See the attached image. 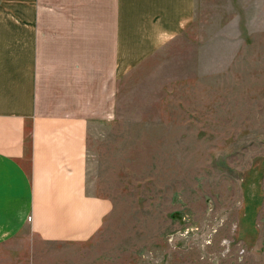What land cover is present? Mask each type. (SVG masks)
<instances>
[{"label":"rangeland","instance_id":"1","mask_svg":"<svg viewBox=\"0 0 264 264\" xmlns=\"http://www.w3.org/2000/svg\"><path fill=\"white\" fill-rule=\"evenodd\" d=\"M196 6L90 132L112 209L82 264H264V0Z\"/></svg>","mask_w":264,"mask_h":264},{"label":"crops","instance_id":"2","mask_svg":"<svg viewBox=\"0 0 264 264\" xmlns=\"http://www.w3.org/2000/svg\"><path fill=\"white\" fill-rule=\"evenodd\" d=\"M196 11V0H0V264H82L112 209L88 193L90 132L114 122L122 91Z\"/></svg>","mask_w":264,"mask_h":264}]
</instances>
